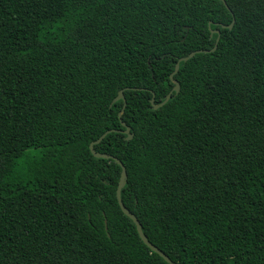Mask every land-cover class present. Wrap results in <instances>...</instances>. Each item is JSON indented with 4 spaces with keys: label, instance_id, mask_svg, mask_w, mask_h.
Instances as JSON below:
<instances>
[{
    "label": "trees",
    "instance_id": "obj_1",
    "mask_svg": "<svg viewBox=\"0 0 264 264\" xmlns=\"http://www.w3.org/2000/svg\"><path fill=\"white\" fill-rule=\"evenodd\" d=\"M225 2L0 0V264H168L109 130L152 244L264 264V0Z\"/></svg>",
    "mask_w": 264,
    "mask_h": 264
},
{
    "label": "water",
    "instance_id": "obj_2",
    "mask_svg": "<svg viewBox=\"0 0 264 264\" xmlns=\"http://www.w3.org/2000/svg\"><path fill=\"white\" fill-rule=\"evenodd\" d=\"M227 8H229L225 2V0H221ZM233 23L229 26V28H232ZM222 28H226L225 25H221ZM217 33L220 37V31L216 30V31H212V34ZM219 37L217 38V43L219 41ZM217 43L215 45V47L212 50H197L194 51L192 53H190L188 56L182 57L180 58L177 63H176V67H175V71L172 73L171 75V80L174 83V88L172 89V91L166 96L165 100L160 103V104H156L155 103V95L153 94V97L151 98L150 102L152 104L153 109L157 110L160 107L164 106L172 97L173 92H175L176 94H178L180 92V84L179 82L174 78V75H176V73L178 72L179 68H180V63L181 62H187L188 60H190L191 58H193L196 54L199 53H210L216 50L217 48ZM129 89V88H127ZM133 89V88H132ZM135 90V89H134ZM142 90V89H141ZM119 100H124L125 101V95H124V90H120L119 94L117 95V97L113 100V103L119 101ZM123 111L120 113V115H122ZM122 126L125 127V130L122 131L124 134L127 135V140H132L134 137V134L131 132V128L125 123L122 122ZM117 130H109L107 132H105L104 134H102L100 136V138L98 140H96L95 142H92L90 144V151L91 153L96 157V158H103V159H112L114 161H116L120 166H121V176H120V180L118 183V188H117V199H118V203L123 211V213L128 216L135 224L137 232L140 236V238L142 239V241L155 253L159 254L168 264H177L174 261H172V259L166 255L162 250H160L158 247H156L154 244H152L148 238L146 237V235L143 232V228L142 225L140 223V221L138 220V218L132 213L130 212V210L124 205L123 201H122V197H121V192L122 189L124 188L126 181H127V172H126V168L123 165V163L121 162V160H119L118 158L109 155V154H104V153H100L97 152L95 150V145L99 144L109 133L115 132Z\"/></svg>",
    "mask_w": 264,
    "mask_h": 264
}]
</instances>
